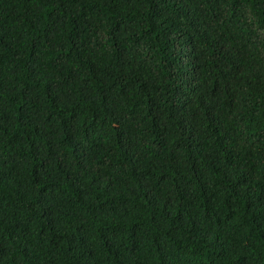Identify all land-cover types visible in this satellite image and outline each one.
<instances>
[{
	"label": "trees",
	"instance_id": "1",
	"mask_svg": "<svg viewBox=\"0 0 264 264\" xmlns=\"http://www.w3.org/2000/svg\"><path fill=\"white\" fill-rule=\"evenodd\" d=\"M0 264H264V0H0Z\"/></svg>",
	"mask_w": 264,
	"mask_h": 264
}]
</instances>
